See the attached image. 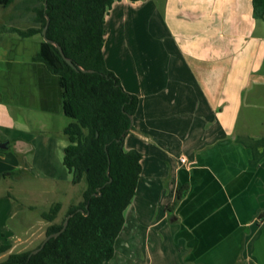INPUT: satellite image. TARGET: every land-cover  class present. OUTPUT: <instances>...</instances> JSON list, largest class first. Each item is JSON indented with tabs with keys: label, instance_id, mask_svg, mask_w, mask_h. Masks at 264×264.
I'll return each instance as SVG.
<instances>
[{
	"label": "crops",
	"instance_id": "obj_1",
	"mask_svg": "<svg viewBox=\"0 0 264 264\" xmlns=\"http://www.w3.org/2000/svg\"><path fill=\"white\" fill-rule=\"evenodd\" d=\"M2 1L5 4H0V143L6 142L7 146L0 148V158L11 157L15 160L22 149L30 146L31 151L34 146L32 152H36L39 145L44 162L40 168L37 167V172L25 174L23 181H16L11 174H3L13 172L18 164L12 170H0V202L11 205L3 224L5 230L0 227V242L9 243L5 239L9 228L19 230L25 226H35L31 214L43 219L39 222L43 223L39 233L41 242L51 223L42 214L59 203L60 209L53 220L57 223L71 206L81 200L74 196V192L69 193L75 183L63 164L67 139L60 141V160L64 169L54 163V151L49 149L48 139H43L42 144V139L38 141L35 138L37 146L31 142L32 131L43 133L48 124L36 112L33 121L29 115L33 112L32 100L37 97L39 102L47 101L51 85L53 99L64 116L59 79L37 59L42 34L23 37L14 31L39 26L36 11L40 0ZM117 1L137 4L145 0ZM164 10L168 27L198 29L190 34L194 41L182 40L181 43L185 55L196 59L217 61L232 56L233 63L240 65L245 62V56L238 53L240 50L245 53L247 41L264 37V34L256 35L260 23L252 15L251 0H167ZM109 11L105 16L102 50L107 68L115 73L121 83L109 62L110 59L112 61V53L115 56V51L120 49H116V46L123 48L117 40L110 41L106 26ZM173 31L176 33V30ZM258 47L248 62L253 63L256 59ZM2 64L5 65L3 69ZM248 74L249 66H244L232 78L227 76V80L232 79V82L228 89H223L219 94L221 110L216 112L215 120L207 118L206 112L211 108L206 100L203 104H207V110L203 106L199 111L198 104L194 103V107L198 106L193 113L194 118L175 120L171 106L175 103L173 96L178 93L170 88L172 85L169 82L173 81V77L169 73L165 80L171 79L168 82L170 87H166L164 82L163 88L154 91V85H150L144 100L137 95L138 107L131 117V122L132 118L135 119V126L131 125L129 133L147 144H153L157 152L154 157H149L146 148H137L142 154L141 175L135 194L124 210V224L120 231L122 234L131 218L130 233L135 235V243L133 238L127 240L124 237L121 240L120 252L125 259L122 258L123 264H264V134L249 129L264 128V120L249 119L243 125L239 122L242 91ZM25 78L29 82L28 90L25 83L23 89L17 90L13 84L19 81L21 84ZM162 90L164 94L160 95ZM185 92L191 96L190 91ZM23 98L28 99V105L32 108L20 119L13 114L11 105L23 110ZM63 127L64 122L59 127L62 134ZM241 128L249 130L241 132ZM155 133H166L168 137L155 136ZM175 142L181 148L179 157H185L186 162L178 160L166 166L161 161L159 151L163 144ZM10 147L13 148L12 155H7ZM153 159L162 162L157 164L156 169L150 167ZM32 166H29L30 169ZM164 166L167 167L166 174L162 173ZM60 180L65 184L64 189L59 188ZM16 185L19 186L17 191ZM179 186H182V197L177 199ZM21 188L25 193L22 196L19 194ZM60 190L68 199L64 204L55 201ZM129 208L132 212L127 218ZM19 211L22 212L21 220L12 221ZM132 248L137 252L132 253ZM133 254L135 258L130 260ZM116 258L115 240L111 259L116 262Z\"/></svg>",
	"mask_w": 264,
	"mask_h": 264
},
{
	"label": "trees",
	"instance_id": "obj_2",
	"mask_svg": "<svg viewBox=\"0 0 264 264\" xmlns=\"http://www.w3.org/2000/svg\"><path fill=\"white\" fill-rule=\"evenodd\" d=\"M115 1L40 0L36 11L39 26L14 29L23 37L41 34L47 14L46 37L57 42L76 66L93 72L73 69L54 45L41 41L37 59L57 75L62 112L72 119L62 129L68 141L63 149V164L72 175V182L84 179L86 188L81 201L71 206L60 222H53L59 203L42 214L51 222L46 236L58 231L66 215L72 213L57 237L46 241L36 254L28 256L41 242L32 249L9 253L0 264H107L114 255L124 210L141 175L142 158L139 151L122 147L139 99L127 92L107 68L102 50L105 16ZM0 4L5 2L0 0ZM251 4L253 16L264 18V0H251ZM181 189L182 186L177 188V199L182 197ZM10 247L9 243L0 242V253Z\"/></svg>",
	"mask_w": 264,
	"mask_h": 264
},
{
	"label": "rangeland",
	"instance_id": "obj_3",
	"mask_svg": "<svg viewBox=\"0 0 264 264\" xmlns=\"http://www.w3.org/2000/svg\"><path fill=\"white\" fill-rule=\"evenodd\" d=\"M166 2L167 0H145L135 4L130 1L120 3L119 1H115L112 5V9L109 11V17L106 18V26L109 31L110 41L117 40L123 48L119 45L116 46V49H120L115 51V56L112 53V61L110 59L109 62L114 66L116 74L120 77L122 87L126 90H131V93L138 95V97L140 96L141 100H144V98L148 96L150 85H154V91L157 88H163L164 82H166V87H170L168 82L171 79L165 80L169 73V75L171 74L173 77V81L169 82L172 85L170 88L174 90L175 93H178L176 96H173L175 98V103L171 106L175 120L186 121L189 118H194L193 113L198 108V110L201 111L203 106H205L207 110V104H203L204 100L207 101L208 106L211 108H208L207 112L205 110L207 118L215 120L216 112H219L218 110L220 109V105L218 104L219 94L223 89H228L232 82V79H229V81L227 80V76L232 78L233 75L238 73L240 69L242 70L244 66H249V74L247 75V81H245V86L242 91L243 104L239 115V122L243 125V123H246L249 119L252 121L264 120V37L260 40L258 38H252L247 41L245 53H242L241 50L238 53V55L245 56V62L240 63V65L233 63L232 56L217 61L193 58L189 55H185V52L181 48V43L182 40L190 39L194 41L195 39L190 37V34H192L194 30L198 31V29H190V27L173 29L174 26L171 27V25L168 27L165 21L166 14L164 10ZM256 20L258 21L257 23H260L256 35L261 36L264 34V18H256ZM173 30H176V33ZM113 43L115 44V42ZM256 46H259L256 59L253 63H250L248 59L253 55ZM179 60H184V64L180 63L181 61ZM4 66L5 65L2 64L1 68L3 69ZM23 83H25L26 90H28L29 82L26 78L21 81V84L19 81L15 82L13 85L17 90H20L23 89ZM52 88V85L49 86L47 101L39 102L37 101V97L32 100L33 103L31 105L35 110L32 109L33 112L29 113V115L33 117L34 121V112H36L38 116L46 120L48 124L46 131L43 133L32 131L31 142L33 145L36 144L37 146L39 139H42V141H40L42 144L45 139H48L51 146L49 149L54 151V163L56 162L59 167L64 169L62 160H60V141H66V137L60 132L59 127L61 123L64 122L65 126V124L71 122L72 119L65 115L63 116L61 112H59L56 101L53 99ZM163 91L164 90H162L160 95L164 94ZM185 91H190L191 96L189 97L186 95ZM169 95H171V92H169ZM202 95H204V97H202ZM22 101L23 105L21 107L23 110H18L11 105L13 114L20 119H23L26 111L32 108L28 105L29 102L27 98H23ZM194 103L198 104L199 107H194ZM131 125L135 126V119L133 118ZM249 129L257 134H264L263 127ZM249 129L241 128L239 131L248 132ZM155 134V136L168 137L166 133L160 135L157 133ZM35 138H37L38 141H35ZM33 147L34 146H32V148ZM122 147L124 150L134 149L137 151H139L137 148H146L149 152V157H154V154L157 152L153 144H147L145 140H141V138L129 132L123 139ZM32 148L31 151L30 146L29 148L22 149L19 153L20 155L16 156L15 160L11 159V157L4 159L0 158V170H12L14 166H16L15 164H18L11 174L16 181H23L25 179L24 176H26L25 174L28 175L37 172V167L40 168V164L44 162L42 158L43 154L39 152V149H41L39 145L37 148L38 151L36 152H32ZM160 150L161 161L166 166L167 164L173 165L180 160L179 154L181 153V148L177 142L163 144ZM12 151L13 148L10 147L9 150L6 151V154L12 155ZM162 162L153 159L150 162V167L156 169L157 164ZM31 164L33 165L32 169L29 167ZM145 164L146 162L144 165ZM166 166H164L165 169H163V174L167 172L165 171L167 169ZM58 184L60 189L65 188V184L61 180ZM18 187L19 186L16 185L15 191H17ZM85 188L86 183L84 179H81L79 182L75 183L74 188L71 189L72 191L69 190V193L71 194L74 192V196H78L79 200H81ZM22 190L23 188H21L19 193L21 196L25 194ZM67 200L68 199L60 190L55 201H62L64 204ZM3 204V202H0V227L5 230L3 224L7 218L6 215L11 210V205L7 203H5L6 205ZM129 209L127 218L132 212L131 208ZM21 217L22 212L19 211L12 217V221L17 222L21 220ZM63 217L64 216H62L61 219ZM130 219L128 226L122 234L119 233L120 235L117 236V258L116 262H113L111 259V264H123L122 258L124 259V256L121 255L122 252H120V250L122 248L120 247L121 240H123L124 237H126L127 240L133 238L132 241L135 243V235L132 232V234L130 233ZM31 220L34 222L33 225L35 226L29 225L19 230H14L13 228H9V230L6 227L9 231L6 233L5 239L12 244V247H10L8 251L0 253V262L5 260L11 252L25 251L37 245L41 236H39V233L43 225V223L39 222L43 219L35 214H31ZM136 252L137 250L132 248V253ZM134 258L135 255L133 254V258L131 257L130 260Z\"/></svg>",
	"mask_w": 264,
	"mask_h": 264
},
{
	"label": "water",
	"instance_id": "obj_4",
	"mask_svg": "<svg viewBox=\"0 0 264 264\" xmlns=\"http://www.w3.org/2000/svg\"><path fill=\"white\" fill-rule=\"evenodd\" d=\"M43 6H44V9H45V8H46V2H45V1H44V3H43ZM48 24H49V17H48L47 14H45V25L43 26V28H42V30H41V34H42L43 40L46 41V42H48V43H51L52 45H54V46L58 49V51H59L61 57L64 59V61H65L70 67H72L73 69H75V70H80V71H82V72H93L92 69H84V68L81 67V66H76V65L72 62V60H71L69 57H66V56L64 55V53H63V51H62L60 45H59L57 42H55V41H53V40H51V39H49V38L46 37V30H47V26H48ZM6 146H7V143H6V142H4V143H0V148H5ZM107 174H108V170H107ZM110 181H111V178H109L108 182H110ZM98 194H99V193H98ZM80 210H81V209H80ZM81 211H82V210H81ZM70 216H72V213L66 215V217L64 218V221H63V223H62V227H61L58 231L46 235L45 238L41 241L40 245H39L38 247L32 249V250L30 251V253H29L28 256H31V255H33V254H36L39 250H41V249L43 248L45 242L48 241L50 238H55V237H57V236H58V235H59V234H60V233L66 228L67 223H68V219H69Z\"/></svg>",
	"mask_w": 264,
	"mask_h": 264
},
{
	"label": "built area",
	"instance_id": "obj_5",
	"mask_svg": "<svg viewBox=\"0 0 264 264\" xmlns=\"http://www.w3.org/2000/svg\"><path fill=\"white\" fill-rule=\"evenodd\" d=\"M180 162L185 163L186 162L185 157H180Z\"/></svg>",
	"mask_w": 264,
	"mask_h": 264
}]
</instances>
